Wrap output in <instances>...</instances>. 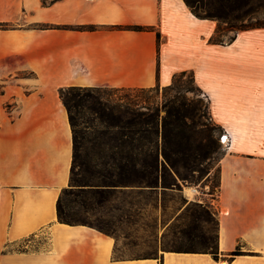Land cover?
<instances>
[{
  "label": "crops",
  "instance_id": "0c3cea01",
  "mask_svg": "<svg viewBox=\"0 0 264 264\" xmlns=\"http://www.w3.org/2000/svg\"><path fill=\"white\" fill-rule=\"evenodd\" d=\"M15 5L28 19L0 29V264H264V27L219 44L210 41L218 22L197 17L184 0ZM136 25L150 29L129 28ZM181 71L194 73L230 139L219 163L218 258L176 250L123 256L114 236L58 220L73 157L60 89L165 87Z\"/></svg>",
  "mask_w": 264,
  "mask_h": 264
},
{
  "label": "trees",
  "instance_id": "16d2710c",
  "mask_svg": "<svg viewBox=\"0 0 264 264\" xmlns=\"http://www.w3.org/2000/svg\"><path fill=\"white\" fill-rule=\"evenodd\" d=\"M184 1L197 17L218 22L210 39L213 43H230L239 31L264 27V0ZM129 28L150 29L137 25ZM227 30L234 34L224 40ZM157 39L159 52V33ZM187 72L175 74L173 82L163 87L171 94L162 104L148 97L149 92L161 87L159 84L150 88L70 86L60 89L73 132L70 181L57 201L60 222L88 225L112 235L107 225L92 223L85 213L97 206H108L122 194L127 199L116 209L122 219H131L136 216L139 197L151 202L159 191H166L177 183L175 174L182 176L183 169L196 167L220 148L219 140L212 138L209 125L196 119L193 100L186 95L194 89L180 80ZM189 72L201 90L194 73ZM219 187L220 173L218 190ZM164 250L210 252L218 258L217 232L214 246ZM232 254H240L239 249Z\"/></svg>",
  "mask_w": 264,
  "mask_h": 264
},
{
  "label": "rangeland",
  "instance_id": "374dc122",
  "mask_svg": "<svg viewBox=\"0 0 264 264\" xmlns=\"http://www.w3.org/2000/svg\"><path fill=\"white\" fill-rule=\"evenodd\" d=\"M49 4L54 0H41ZM25 8L15 5V0H0V16L22 15V20L0 21V29L26 25ZM34 24L36 27H42ZM29 26V25H27ZM234 34L225 31L224 40ZM180 80L194 91H188L187 97L193 100L198 123L209 125L212 138L219 140L220 148L212 152L210 158L201 160L194 168H185L182 176L175 174L177 183L166 191H159L154 200L139 197L136 216L122 219L116 207L123 205L127 196L119 194L108 206L92 208L85 213L89 221L107 225V231L118 240V252L123 256H155L161 250L174 248H204L215 245L218 214V184L220 160L227 152L229 143L221 140L225 130L211 118L208 99L197 89L188 71ZM171 93L163 87L148 93L151 101L164 103ZM164 114V111H162ZM230 140V139H229ZM187 177V178H182ZM187 187H195L198 193L195 200H189L185 194ZM198 200L202 202H197ZM201 204V205H199ZM88 226V225H87ZM191 234L190 236L187 233ZM204 234V238L202 237ZM202 235V236H201Z\"/></svg>",
  "mask_w": 264,
  "mask_h": 264
},
{
  "label": "bare ground",
  "instance_id": "6f19581e",
  "mask_svg": "<svg viewBox=\"0 0 264 264\" xmlns=\"http://www.w3.org/2000/svg\"><path fill=\"white\" fill-rule=\"evenodd\" d=\"M224 143L229 142V138L225 137L224 139L221 140ZM198 189L195 187H187L186 188V194L190 197V198H194L196 196V194L198 193Z\"/></svg>",
  "mask_w": 264,
  "mask_h": 264
},
{
  "label": "built area",
  "instance_id": "2783aa9c",
  "mask_svg": "<svg viewBox=\"0 0 264 264\" xmlns=\"http://www.w3.org/2000/svg\"><path fill=\"white\" fill-rule=\"evenodd\" d=\"M225 137H228L226 133H224V135H223V139H224Z\"/></svg>",
  "mask_w": 264,
  "mask_h": 264
}]
</instances>
